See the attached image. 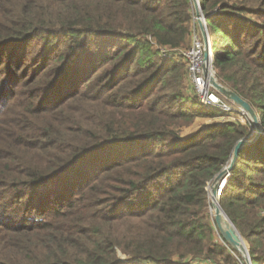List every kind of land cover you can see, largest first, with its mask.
<instances>
[{
    "label": "trees",
    "instance_id": "trees-1",
    "mask_svg": "<svg viewBox=\"0 0 264 264\" xmlns=\"http://www.w3.org/2000/svg\"><path fill=\"white\" fill-rule=\"evenodd\" d=\"M200 7L262 128L219 204L264 264V0ZM193 30L190 0H0V264H237L207 187L252 125L187 90Z\"/></svg>",
    "mask_w": 264,
    "mask_h": 264
},
{
    "label": "water",
    "instance_id": "water-1",
    "mask_svg": "<svg viewBox=\"0 0 264 264\" xmlns=\"http://www.w3.org/2000/svg\"><path fill=\"white\" fill-rule=\"evenodd\" d=\"M190 1L193 9L196 31L201 39L203 48L201 76L212 90H214L224 100L236 107L252 125V131L247 136L239 139L235 143L229 160L224 165V167L214 175L213 179L208 185V197L210 199L211 209L213 210V214L211 213V215L213 216V220L220 237L241 256L244 264H252L248 247L246 246L243 236L219 204V193L225 185L230 171L234 166L238 152L243 146L256 141L262 134V128L252 105L239 94H237L224 81H222L213 71L212 54L209 36L205 24V15L203 14L200 7V0ZM186 137H181V139H185Z\"/></svg>",
    "mask_w": 264,
    "mask_h": 264
},
{
    "label": "built area",
    "instance_id": "built-area-1",
    "mask_svg": "<svg viewBox=\"0 0 264 264\" xmlns=\"http://www.w3.org/2000/svg\"><path fill=\"white\" fill-rule=\"evenodd\" d=\"M161 52L163 56H166L168 53V51L165 49H163ZM176 52L185 60L190 86L194 90L196 96L199 99V102L203 106L215 107L219 109V111H221L225 116L223 118L240 117L241 119L245 117L236 107H234L232 104L224 100L214 90H212L202 78L201 67H202V59H203V48H202L201 39L198 36L196 30L192 31L190 45L187 48L177 50ZM218 237H219V241H221L222 244L226 246L220 235ZM195 262H197L198 264H219L215 260L210 258H205ZM237 264H244V262L241 258L239 259L237 257Z\"/></svg>",
    "mask_w": 264,
    "mask_h": 264
},
{
    "label": "rangeland",
    "instance_id": "rangeland-1",
    "mask_svg": "<svg viewBox=\"0 0 264 264\" xmlns=\"http://www.w3.org/2000/svg\"><path fill=\"white\" fill-rule=\"evenodd\" d=\"M193 16H194V15H193ZM193 20H194V17H193ZM213 71H214V69H213ZM214 72H215V71H214ZM215 74H216V72H215ZM188 82H189V81H188ZM186 83H187V82H186ZM189 83H190V82H189ZM187 84H188V83H187ZM187 90H188V91H191V92H193V93L195 94L194 90L191 88L190 85L188 86ZM231 117H232V115H231ZM234 117H235V116H234ZM224 119H226V118H223L222 120H224ZM237 119H240V118L237 117ZM241 119L243 120V118H241ZM241 119H240V121H242ZM217 120L222 121V120L218 119V117L213 118V119H211V118L199 117V118H197V119L195 120V122H194V124H193L192 127L186 129V130L181 134V137L189 136L191 133L194 132V130H196V129H198L199 127H201V125L208 124V123H211L212 121H217ZM208 185H209V184H208ZM207 189H208V187H207ZM210 207H211V206H209L208 210H209V213L211 214V213H212V209H211ZM211 217L213 218V216H211ZM216 237H217V239H218V231H217V235H216ZM244 240H245V239H244ZM245 243H246V246L248 247V243L246 242V240H245Z\"/></svg>",
    "mask_w": 264,
    "mask_h": 264
},
{
    "label": "crops",
    "instance_id": "crops-1",
    "mask_svg": "<svg viewBox=\"0 0 264 264\" xmlns=\"http://www.w3.org/2000/svg\"><path fill=\"white\" fill-rule=\"evenodd\" d=\"M190 264H198L197 262H194V263H190Z\"/></svg>",
    "mask_w": 264,
    "mask_h": 264
},
{
    "label": "bare ground",
    "instance_id": "bare-ground-1",
    "mask_svg": "<svg viewBox=\"0 0 264 264\" xmlns=\"http://www.w3.org/2000/svg\"><path fill=\"white\" fill-rule=\"evenodd\" d=\"M211 208V207H210ZM212 214H213V210H212Z\"/></svg>",
    "mask_w": 264,
    "mask_h": 264
}]
</instances>
